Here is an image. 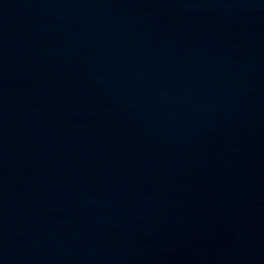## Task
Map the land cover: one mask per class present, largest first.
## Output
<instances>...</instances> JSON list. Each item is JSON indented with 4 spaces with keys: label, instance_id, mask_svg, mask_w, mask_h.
Masks as SVG:
<instances>
[{
    "label": "water",
    "instance_id": "95a60500",
    "mask_svg": "<svg viewBox=\"0 0 264 264\" xmlns=\"http://www.w3.org/2000/svg\"><path fill=\"white\" fill-rule=\"evenodd\" d=\"M38 0H0V65Z\"/></svg>",
    "mask_w": 264,
    "mask_h": 264
}]
</instances>
